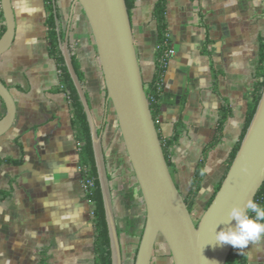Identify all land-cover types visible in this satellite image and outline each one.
I'll use <instances>...</instances> for the list:
<instances>
[{
	"label": "crops",
	"instance_id": "obj_1",
	"mask_svg": "<svg viewBox=\"0 0 264 264\" xmlns=\"http://www.w3.org/2000/svg\"><path fill=\"white\" fill-rule=\"evenodd\" d=\"M72 1H55L60 14L57 30L64 31L61 43L66 39L67 50L75 54L83 73L82 88L101 132L121 255L127 251L130 262L145 207L106 97L89 25L77 4L69 21ZM156 1L135 0L130 14L144 82L154 72ZM11 4L14 38L0 56V80L15 102L13 123L0 136V264H97L93 206L85 199L81 182L73 110L58 87L57 66L48 53L44 2L11 0ZM76 5L84 19L80 13L75 19ZM165 16L174 53L167 57L158 131L172 142L169 169L183 197L202 163L193 203L202 214L244 126L264 38V0H166ZM3 26L0 6V31ZM110 109L115 122L107 123ZM4 114L0 98V118ZM128 189L134 191L137 214L135 221L126 219L123 226L124 251L116 216L121 208H129L123 202ZM240 251L244 264H264V237Z\"/></svg>",
	"mask_w": 264,
	"mask_h": 264
},
{
	"label": "water",
	"instance_id": "obj_2",
	"mask_svg": "<svg viewBox=\"0 0 264 264\" xmlns=\"http://www.w3.org/2000/svg\"><path fill=\"white\" fill-rule=\"evenodd\" d=\"M89 25L120 136L145 207L144 225L133 264H151L155 244L161 238L172 264H225L231 245L215 242V232L229 225L228 213L235 205L254 199L264 181V89L240 146L211 203L195 225L184 197L165 160L159 135L144 90V81L133 41L125 0H73ZM5 31L0 37V56L12 44L15 18L11 0H0ZM70 77L86 114L97 175L109 233L112 264H122L120 241L105 170L101 132L94 123L82 85L75 73L66 39L60 44ZM5 114L0 136L12 125L15 102L0 80ZM231 226H235L232 221Z\"/></svg>",
	"mask_w": 264,
	"mask_h": 264
},
{
	"label": "trees",
	"instance_id": "obj_3",
	"mask_svg": "<svg viewBox=\"0 0 264 264\" xmlns=\"http://www.w3.org/2000/svg\"><path fill=\"white\" fill-rule=\"evenodd\" d=\"M55 1L56 0H43L44 9L46 13L44 25L46 27L45 37L48 43V53L51 57H53L57 66L58 80H59L58 87L60 90L64 91L67 94L73 110V116L71 121H72V127L75 131V139L78 144V153L80 157V169H81L82 178L84 180L91 179L93 181V187L88 189V191L85 193V199L89 201L93 206L92 221L95 232L94 250L96 254L97 264H112L110 239H109V233L105 218V210H104L102 194H101L98 175H97L95 158L92 148L89 123L86 114L84 112L83 106L79 100V96L77 94L73 81L68 72L64 57L60 50V44L64 38V31L57 30L60 14L58 12V8L55 4ZM125 3L130 16L131 10L134 7L135 0H125ZM77 5L81 8V6L78 3ZM165 11H166V0H157L153 9V18L156 23V32H157L156 48L154 51V72L151 77V80L148 82H144V90L149 100L150 111L159 135L163 154L169 166V154H170L169 147L170 144H172V142H170L169 140H164L161 137L158 131V120H157L160 111L162 82L167 64L166 54L170 49V39L168 37ZM4 31H5V27L3 26L2 30L0 31V37ZM69 54L71 57V61L75 73L81 85L83 86V73L81 71L80 65L77 62L75 54L72 53L71 50H69ZM263 89H264V38L261 39L259 45V55H258L256 73H255V81L253 83L251 100L247 104L246 117L242 132L239 136L238 141L231 148V151L227 159L226 169L221 179L216 184L214 191L207 205L205 206L204 210L211 203L215 193L219 189L221 182L227 173L228 168L231 165V162L240 146V142L255 112V109L257 107ZM221 128H222V122L218 125V130H221ZM13 162H17V161L13 160ZM202 166L203 165L201 163L196 169V172L191 180V188L188 191L187 195L184 196V201L187 204L188 210L190 212L193 209L194 200L199 192L200 181L203 176ZM131 173L134 176L132 168H131ZM135 183L137 185L136 180ZM134 199H135V195L132 189H128L127 191L124 192L123 202L125 207H128L131 203H134ZM254 200L257 203H259L262 207H264V181L262 182L260 188L258 189L254 197ZM143 225H142V229H143ZM158 240H162V239L159 238ZM137 246L135 248V251L131 255L130 264H133L134 262ZM153 256H154V251H153ZM153 256H152L151 264H156L153 262ZM168 257L169 258L171 257L170 252L168 254ZM227 263L244 264L245 258L241 254L240 250L232 247L227 256V260L225 264Z\"/></svg>",
	"mask_w": 264,
	"mask_h": 264
},
{
	"label": "clouds",
	"instance_id": "obj_4",
	"mask_svg": "<svg viewBox=\"0 0 264 264\" xmlns=\"http://www.w3.org/2000/svg\"><path fill=\"white\" fill-rule=\"evenodd\" d=\"M228 217L226 223L229 226L215 232V242L219 245L244 250L264 237V207L254 199L250 198L243 206H233ZM232 221H235L234 227L231 226Z\"/></svg>",
	"mask_w": 264,
	"mask_h": 264
},
{
	"label": "rangeland",
	"instance_id": "obj_5",
	"mask_svg": "<svg viewBox=\"0 0 264 264\" xmlns=\"http://www.w3.org/2000/svg\"><path fill=\"white\" fill-rule=\"evenodd\" d=\"M78 13L81 14V17L84 19V15L82 14V12L79 10V7L76 5L75 7V19L78 18ZM144 74V73H143ZM113 120L115 122V117H114V113L113 111L110 109L107 115V123H110V121ZM126 187V184H123V188ZM120 210V209H119ZM191 216L195 218V220H198L199 217L201 216V214L197 213L195 208L193 207L192 211L190 212ZM137 214V208L135 207V205L133 203H131L129 205L128 209H122L120 211L117 212V224L120 228V235H121V242L124 248V251L126 250L127 246H126V240H125V234L127 233L126 230L123 232V226L126 223V219L131 220V221H135V217ZM144 212H142L141 214V219H138V224L139 226L143 225L144 223ZM126 229V228H125ZM128 230V229H127ZM135 249V248H134ZM133 249V250H134ZM127 252V251H126ZM124 253L122 258H123V262L122 264H130L129 260V253ZM133 254V252H132ZM169 251L168 248L166 246V244L163 242V240H158L156 242L155 245V249H154V256H153V262L156 264H171V257H168Z\"/></svg>",
	"mask_w": 264,
	"mask_h": 264
},
{
	"label": "built area",
	"instance_id": "obj_6",
	"mask_svg": "<svg viewBox=\"0 0 264 264\" xmlns=\"http://www.w3.org/2000/svg\"><path fill=\"white\" fill-rule=\"evenodd\" d=\"M174 53V51L172 49H169L166 56H170ZM82 176V175H81ZM81 182H82V186H83V189H84V192L86 193L88 191V189L92 188L93 187V181L91 179H86L84 180L83 178L81 179Z\"/></svg>",
	"mask_w": 264,
	"mask_h": 264
},
{
	"label": "flooded vegetation",
	"instance_id": "obj_7",
	"mask_svg": "<svg viewBox=\"0 0 264 264\" xmlns=\"http://www.w3.org/2000/svg\"><path fill=\"white\" fill-rule=\"evenodd\" d=\"M194 224L196 225L198 223V220H195L194 217H192Z\"/></svg>",
	"mask_w": 264,
	"mask_h": 264
}]
</instances>
